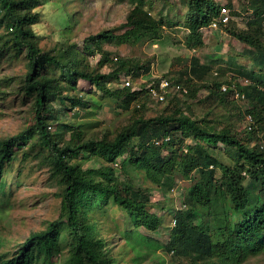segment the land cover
I'll list each match as a JSON object with an SVG mask.
<instances>
[{"label":"rangeland","instance_id":"1","mask_svg":"<svg viewBox=\"0 0 264 264\" xmlns=\"http://www.w3.org/2000/svg\"><path fill=\"white\" fill-rule=\"evenodd\" d=\"M216 1L229 6L233 19L218 28L202 30L204 45L191 47L188 44L189 31L183 26L187 10L183 0H146L143 9L153 19L162 21L161 36L123 43L95 42L91 37L106 30L123 33L127 29L124 26L127 17L136 5L132 0H40L34 9L40 14V20L28 29L42 50L67 60L75 52H80V68L94 74L113 71L120 74L118 79L113 77L106 81L111 90L124 86L142 89L138 99L126 105L121 98L100 92L86 79L79 80L73 87L72 80H66L67 74L57 66H51V73L61 82L68 81L65 93L84 99L83 104L73 106L69 99L62 103L51 97L53 107L62 112L60 119L50 127L53 135L69 140L73 133L81 131L82 142L104 135L112 139L138 117L170 113L175 108L183 109L198 120L205 119L218 128L226 125L236 128L239 123L237 110L243 113L249 109V101L231 95L229 102H220L211 97L208 87L213 80L241 85L246 80L237 69L242 65L248 69L259 67L253 58L258 50L233 35V31L246 28L245 21L251 16L246 13V7L252 0ZM10 32L6 25L0 27V140L16 136L35 124L34 103L24 87L28 61L23 52H15L9 47ZM192 57L210 67V71L204 74L208 81L195 79L188 84V74L180 75L184 64ZM123 61L126 62V72H121ZM163 79H168L171 86L162 89L160 83ZM127 80L130 85L125 84ZM151 87L158 95L153 94ZM37 140V137L27 139L0 174V257L13 256L30 232L44 230L56 219H60L67 230L66 217L61 215V199L56 195L59 180L47 164L49 152H41ZM131 144L132 141L127 142L126 147ZM179 145L186 160L194 155L196 142L187 139ZM210 149L227 167H234L239 162L233 147L219 143ZM75 162L86 171L99 166L89 152L81 154ZM113 165L119 167L116 163ZM94 174L98 176V173ZM216 175L225 189L221 168L217 169ZM119 176L123 183L130 182L148 193L150 199L146 209L157 212L161 224L154 231L136 228L129 213L112 203L91 210L90 219L96 222L97 231L105 240L111 264H217L214 258L192 255L178 247L170 236L177 211L186 208L187 193L200 178L199 169L195 168L189 178L176 172L171 177L172 182L169 181L170 188L164 184L166 176L160 175L159 181L153 183L141 169L134 170L129 180H125L127 177L123 174ZM243 176L244 180L232 195L241 196L246 191L253 195L261 193V181H254L248 173ZM249 209L250 206L246 211ZM55 251V264H74L76 257L71 255L65 240L56 245ZM42 263L40 259L38 264ZM241 264H264V255L250 256Z\"/></svg>","mask_w":264,"mask_h":264},{"label":"trees","instance_id":"2","mask_svg":"<svg viewBox=\"0 0 264 264\" xmlns=\"http://www.w3.org/2000/svg\"><path fill=\"white\" fill-rule=\"evenodd\" d=\"M132 1L136 5L127 17L124 24L127 29L123 33L106 30L91 39L95 42L123 43L152 36L159 38L162 21L153 19L143 9L146 0ZM39 2L0 0V27L6 25L11 29L7 40L9 47L15 52H23L27 58L24 87L35 107L33 126L16 136L0 140V174L4 165L14 159L17 149L26 144L27 139L37 137L41 152H49L47 164L59 180L56 195L61 199V215L66 217L67 230H64L61 220L56 219L46 229L30 232L13 256L0 257V264H38L40 259L42 264H55V247L62 240L66 241L71 255L76 257L74 264H111L105 240L99 235L96 222L90 219L91 210L112 203L129 213L136 228L154 231L161 224L160 215L146 209L150 199L148 193L142 187L120 181L119 174L129 180L131 173L137 169L144 170L153 183L159 181L160 175L166 176L164 184L169 188V181L172 182L171 177L176 172L189 178L195 168L199 169L200 178L185 198L186 208L175 215L176 224L170 233L175 245L192 255L214 258L217 264H241L250 256L264 255V0L248 2L246 13L251 16L245 21L246 28L233 31L240 42L258 50L253 58L258 61L259 67L248 69L242 65L237 69V73L247 80L241 82L242 86L237 82L228 83V89L224 91V82L213 80L208 87L211 97L223 103L229 102L231 95L235 98V90L245 93L250 107L243 113L237 110L239 123L236 128L232 125L218 128L205 119L198 120L183 109L175 108L170 113L138 117L112 139L104 135L83 142L81 131L65 140L55 137L50 130L62 114L61 109L53 107L52 96L62 103L69 99L73 106L84 103L82 97L65 93L68 81L61 82L51 73V66L55 65L67 74L66 80H72L73 87L79 80L86 79L100 92L119 97L126 105L137 100L142 89L133 90L124 86L111 90L106 81L113 77L118 79L120 74H114V71L94 74L80 68V52H75L67 60L42 50L28 29L40 20V14L34 11ZM183 2L187 9L183 26L189 31L188 44L191 47L202 46V30L210 27L213 20L219 17L222 5L216 0ZM121 63V72H126V62ZM209 71V66L192 57L184 64L180 75L188 74L186 81L189 84L195 79L206 80L204 74ZM177 81L180 82L181 77ZM248 115H251V121ZM260 132L262 135H259ZM168 136L172 140L164 142ZM187 139L196 142L194 155L188 160L179 145ZM255 139L258 142L250 145ZM159 140L163 142L156 144L155 141ZM129 141L132 144L127 148ZM219 143L236 149L239 162L234 167L224 165L211 151V146ZM86 152L97 159L99 166L86 171L75 162ZM114 163L119 167H115ZM218 168L223 171L225 189L219 184ZM247 173L254 181H261V193L253 195L246 191L241 196L232 195ZM249 206L251 209L246 211Z\"/></svg>","mask_w":264,"mask_h":264},{"label":"built area","instance_id":"3","mask_svg":"<svg viewBox=\"0 0 264 264\" xmlns=\"http://www.w3.org/2000/svg\"><path fill=\"white\" fill-rule=\"evenodd\" d=\"M232 10L226 6V5H222L221 7V13L219 15V17L215 20H213V22L211 23L210 25V28H218L220 27L223 23L226 24V23H229L231 21V19H233V16L231 14ZM247 82V80H246ZM125 84L127 85H130V81L127 80L125 81ZM161 85V88L162 89H166L167 87H170L171 86V83L168 79H163L160 83ZM234 86V85H233ZM222 89L224 91H226L228 89V85L227 84H224L222 86ZM151 91L153 92L154 95H158V93L156 92V90L151 87ZM184 92H187L186 89L184 90ZM161 98H164V96H161ZM235 98L238 99V100H245L246 99V96H245V93L239 91V90H235ZM248 120L251 121V115H248ZM172 140V137L171 136H168L164 139V142H170ZM163 141H155L156 144H161ZM174 190V188H173ZM176 224V219L174 220V225Z\"/></svg>","mask_w":264,"mask_h":264}]
</instances>
